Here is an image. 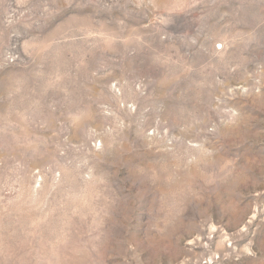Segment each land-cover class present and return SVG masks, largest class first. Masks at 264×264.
Listing matches in <instances>:
<instances>
[{
  "label": "rangeland",
  "instance_id": "rangeland-1",
  "mask_svg": "<svg viewBox=\"0 0 264 264\" xmlns=\"http://www.w3.org/2000/svg\"><path fill=\"white\" fill-rule=\"evenodd\" d=\"M0 264H264V0H0Z\"/></svg>",
  "mask_w": 264,
  "mask_h": 264
}]
</instances>
